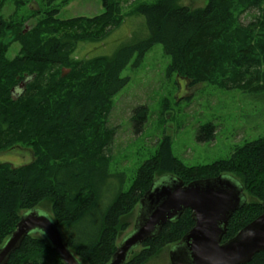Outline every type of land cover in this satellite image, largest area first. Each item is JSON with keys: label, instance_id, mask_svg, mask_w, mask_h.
Returning <instances> with one entry per match:
<instances>
[{"label": "trees", "instance_id": "16d2710c", "mask_svg": "<svg viewBox=\"0 0 264 264\" xmlns=\"http://www.w3.org/2000/svg\"><path fill=\"white\" fill-rule=\"evenodd\" d=\"M68 4L44 0V18L29 30L18 13L10 20L0 15V36L12 32L14 43L21 46L13 60L6 56L11 44L0 47V152L24 146L34 154L33 162L23 166L0 163V247L16 230L21 214L38 208L52 215L82 264H109L140 201L167 175L185 185L225 175L237 179L247 203L231 218L223 243L235 238L264 213V138L236 146L226 159L188 166L175 156L171 138L164 136L156 153L137 169L129 189L120 186L110 195L113 178L121 185L124 177L111 173L107 150L115 131L108 120L115 96L129 81L122 72L134 56L140 64L157 44L171 59L169 74L191 86L263 94L264 0H208L196 10L183 7L180 0L141 4L135 13L145 17L149 36L119 48L112 57L88 61L73 59L77 44L108 37L123 23L122 8L115 0H103L100 16L60 20ZM252 10L258 15L244 24L242 16ZM147 114L146 107L135 109L134 122L145 124ZM214 136L213 124L198 132L199 141ZM194 226L192 212L185 211L133 252L126 264H151ZM8 264L64 262L35 234ZM249 264H264V252Z\"/></svg>", "mask_w": 264, "mask_h": 264}, {"label": "rangeland", "instance_id": "374dc122", "mask_svg": "<svg viewBox=\"0 0 264 264\" xmlns=\"http://www.w3.org/2000/svg\"><path fill=\"white\" fill-rule=\"evenodd\" d=\"M3 1L0 15L10 20L18 13L26 19V30L44 18V0H0V4ZM115 1L122 8V25L97 42L78 43L73 54L74 60L112 57L119 48L149 36L145 17L137 15L135 10L141 4H152L157 0ZM180 4L196 10L206 7L208 0H180ZM104 11L103 0H69L58 18H94ZM258 13L252 10L241 20L248 24ZM34 14L38 15L34 17ZM14 39L12 32L0 36V47L11 44L6 54L9 60H13L21 50L20 44L14 43ZM136 59L137 56H134L122 72L121 77L129 81L115 96L108 120V127L115 131L113 142L107 150L111 159V173L124 177L121 185L113 178L110 195L115 194L120 186L123 190L129 189L137 169L156 153L164 136L171 138L175 156L188 166L208 165L226 159L236 146L264 138V93L249 95L239 90H221L208 84L191 86L187 80L169 74L171 59L160 44L155 45L140 64L136 63ZM64 73L68 74L69 71L64 70ZM139 107L148 109L147 121L143 125L135 123L133 119L134 111ZM208 124L215 126L214 139L199 141L200 128ZM33 160L32 149L24 146L0 152V163L16 167L30 164ZM107 204L105 200L101 208L105 209ZM137 215L138 207L129 218L130 228L120 235L118 245L134 232ZM173 247L164 248L160 257L151 264H171L170 251Z\"/></svg>", "mask_w": 264, "mask_h": 264}, {"label": "water", "instance_id": "95a60500", "mask_svg": "<svg viewBox=\"0 0 264 264\" xmlns=\"http://www.w3.org/2000/svg\"><path fill=\"white\" fill-rule=\"evenodd\" d=\"M25 86L24 83L21 89ZM246 203L244 187L232 176L188 185L171 175L161 177L140 201L134 232L118 245L109 264H126L133 252L187 210L192 212L195 226L171 249V264H249L264 252V213L223 243L231 218ZM48 214L36 208L21 215L16 230L0 247V264H8L24 240L35 234L48 241L64 264H82L70 250L62 229Z\"/></svg>", "mask_w": 264, "mask_h": 264}]
</instances>
